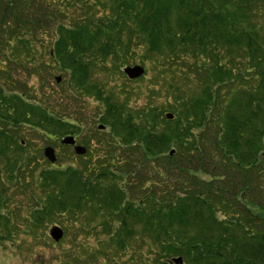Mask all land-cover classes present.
I'll list each match as a JSON object with an SVG mask.
<instances>
[{
    "label": "trees",
    "instance_id": "1",
    "mask_svg": "<svg viewBox=\"0 0 264 264\" xmlns=\"http://www.w3.org/2000/svg\"><path fill=\"white\" fill-rule=\"evenodd\" d=\"M59 15L68 21L43 65L96 101L102 154L85 138L84 155L67 153L76 163L45 160L35 171L25 131L50 144L80 124L62 98L30 97L11 79L4 46L36 49L37 30ZM0 35L9 39L0 49V244L22 235L54 247L46 230L59 224L64 237L99 234L94 249L77 244L56 264H82L78 247L92 264H128L118 256L136 239L129 264H264V0H0ZM117 60L155 71L160 87L144 106L107 90ZM27 182L38 198L9 195Z\"/></svg>",
    "mask_w": 264,
    "mask_h": 264
},
{
    "label": "rangeland",
    "instance_id": "2",
    "mask_svg": "<svg viewBox=\"0 0 264 264\" xmlns=\"http://www.w3.org/2000/svg\"><path fill=\"white\" fill-rule=\"evenodd\" d=\"M48 19L50 20V18L49 17L47 18V26L45 27L44 25V27H42L43 29L37 30L39 39H41V43L40 40L35 43L34 47H36V49H23L19 45L20 41H16V39L13 41V43H11L12 45L4 46L3 44H6V40L9 41V39L6 37L5 42H3V44H0V49H2V47L4 46V49L7 52V56H9L10 59L15 60V62H11L7 58V62L6 64H4L5 66L4 68L8 72V75L9 76L11 75V79L13 81L15 82L18 81L21 84V86L25 85V88L28 94L30 95V97L35 96L41 101L42 100L46 101L47 95L53 93L52 97L59 98V101L62 98L61 102L63 103L64 106L63 110L67 111L69 114H72V116L76 118L75 121H77L80 124L81 132L76 136L78 143L84 145L81 142L82 139L86 138L87 141L89 142L90 147L92 148L90 151L93 152L94 149L97 148L101 149L102 147L98 144V140L94 138V135L98 130L97 128H99V124L97 122L98 120L95 119L100 117V116H96L97 113H99L98 107H95L96 101L88 97L82 90H79L77 88L73 90L71 87L72 85L69 81L70 80L69 76L65 75V71L61 70L62 68H59L58 65L56 66L49 65L48 67L44 68L43 65L44 62H47L50 58L48 51L50 50L54 51V49H49V48L51 45V41L57 39V35H56L57 27L61 23H66L68 21L67 19H65V17H63V15H59V18L55 16L54 19L50 20V22L48 21ZM48 27L51 30L50 36L49 34L45 33ZM40 34L42 35L40 36ZM33 40L34 38L31 39L32 42ZM2 41H4V39L2 40V37L0 35V42ZM29 51L30 53H28ZM139 52L141 55L142 49H139ZM134 59L136 60V57ZM132 60H133V56H130V58H128V61H132ZM49 61H51V59ZM52 61L56 63L55 59H53ZM132 65L133 64H130L129 66ZM34 66H38L39 67L38 70L34 69ZM124 68L125 66H123L122 61L117 60L115 64H113L112 62L110 70L106 72V75L108 77V80L106 81H108L107 84H109L107 90H112L113 88L117 89V95L118 97L121 98L118 100L123 102L125 101L124 97L126 96L127 93V96H132L131 104L133 105V107L135 108L142 107L150 100L148 94L150 89L152 88L158 89L160 87V85L157 84V82H155L154 80L155 71L152 70L150 66L149 67L147 66L145 67V69L149 68L147 75L144 73L143 76L131 80L124 73ZM177 71L179 75L182 76L183 74L182 70H179V68L177 67ZM58 77H60L59 81L57 80ZM142 77H144L145 79ZM38 78L42 79L40 84H38L39 83ZM176 80H177V76L175 78V81ZM4 81H5L4 79L0 78L1 85H5ZM7 83L11 84V81L7 80ZM40 85H42V87H40ZM194 85H195L194 83H190V87H191V89H189L190 92H192V90H196V87H194ZM171 100L172 97L169 96L166 91H163L160 97L159 104L162 105L164 103L167 105L168 101ZM106 132L108 133V131ZM24 135L27 136L25 137L27 143V145L25 146L27 147L26 149L28 151L29 157H31L29 160L30 162L32 160L31 163H33L32 168L34 167L35 171H37L39 167L44 166V162L45 160H47L46 157L44 156V149L47 146H51L55 148L58 156L57 162L59 165L62 164V166H66L67 163L69 164V162L76 163V159L74 158L73 155L70 157L67 156L68 155L67 153H71L73 149L63 146L60 143V139H58L57 142L54 140V142L52 141V143L48 144V141H51L50 139H47L48 140L47 142L43 141L42 140L43 138H41L38 134L36 135L30 132L29 130H26ZM173 150L175 151V149ZM95 152L96 151H94V154ZM99 153L100 155L102 154V149L101 151H99ZM36 173L37 172H35V175ZM23 183H22L23 185L22 190L19 187H17L15 183L14 185H11L8 190L9 195H14L16 198L22 199V201H28L29 196L31 194L36 195V198L39 197V195L41 194L39 190L34 188L32 190L33 193L27 191L28 189L32 188L31 182H27L28 187H26L25 184ZM32 203H35V200ZM11 207L15 212V214L18 213L19 215H21L20 213L23 214V209H21V204L15 202L13 203V205H11ZM54 226H58L61 229H63L64 235L59 242H55L49 236L50 230ZM95 232L99 234L97 231ZM95 232H92L91 235L77 234L78 236H75L73 234L71 235V233H69L67 237H64L66 236V230L63 228V226L59 224H52L47 228L46 235H48L50 239V243H53L54 247L52 246L43 247L41 245L36 246L35 241L32 238L24 237L21 235L20 237L21 240H19V235H17L18 239H15V244L13 243V245H11L10 241H2L3 243L0 244V264H56L59 260L65 259L64 256H66L65 254L67 253V251L75 250L76 248H74V246L77 244L88 245L93 247L94 249L97 246V238ZM140 244H141L140 239H136L134 242H131L133 248H128L127 254H122V256H118L120 258L119 262L126 261L129 264L130 263L129 261L133 256L132 253L134 252L135 247ZM70 245H73L74 249H72ZM144 250L146 251L147 248H145ZM77 253L82 255L80 261L82 262V264H92L88 262V260H86L88 253L85 248L78 247L76 251V256ZM171 263L178 264L175 263L173 259H171ZM96 264H103V260L100 259Z\"/></svg>",
    "mask_w": 264,
    "mask_h": 264
},
{
    "label": "water",
    "instance_id": "3",
    "mask_svg": "<svg viewBox=\"0 0 264 264\" xmlns=\"http://www.w3.org/2000/svg\"><path fill=\"white\" fill-rule=\"evenodd\" d=\"M125 74L130 78V79H137L141 76L144 75L145 69L141 65H133V66H127L124 68ZM57 80H60V77L57 78ZM167 119H173L174 115L172 113H167L166 114ZM100 128H103V126H100ZM63 144L66 145H74L75 152L78 155H84L86 152V148L82 145H76V140L73 136H67L62 140ZM174 150L170 152V155L174 154ZM44 155L45 157L51 161L52 163H55L57 160L56 154H55V149L51 146H47L44 149ZM63 229H61L58 226H54L50 230V236L55 242H59L63 238ZM175 263L182 264L183 260L182 258H175L173 259Z\"/></svg>",
    "mask_w": 264,
    "mask_h": 264
},
{
    "label": "flooded vegetation",
    "instance_id": "4",
    "mask_svg": "<svg viewBox=\"0 0 264 264\" xmlns=\"http://www.w3.org/2000/svg\"><path fill=\"white\" fill-rule=\"evenodd\" d=\"M77 141V140H76ZM77 143H78V141H77ZM71 149H73L74 150V146H71ZM86 150H87V148H86Z\"/></svg>",
    "mask_w": 264,
    "mask_h": 264
}]
</instances>
